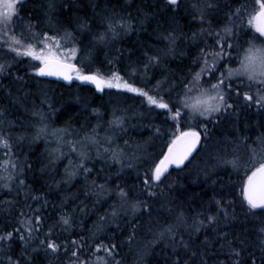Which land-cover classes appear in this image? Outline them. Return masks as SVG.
<instances>
[{"label": "snow or ice", "instance_id": "snow-or-ice-1", "mask_svg": "<svg viewBox=\"0 0 264 264\" xmlns=\"http://www.w3.org/2000/svg\"><path fill=\"white\" fill-rule=\"evenodd\" d=\"M158 3L170 15L141 8L134 15L119 0H38L40 15L25 21L20 15L25 0H0V77L12 79L8 69L18 58H28L34 62L29 65L33 78L78 80L99 92L116 89L145 98L150 108L164 110L162 124L145 127L153 137L164 138L167 149L158 162L150 160L151 139H131L130 128L136 127L131 120L143 113L116 108L106 114L92 108L86 97L63 101L80 107L84 124L51 128L57 101L41 86L39 104L26 110L36 117L30 125L31 142L55 138L56 146L48 150V171L67 159L63 175L59 180L53 176V184L59 189L82 183L79 191L85 200L94 197V206L107 203L108 209L90 212L84 200L76 203L78 195L51 204L44 194L32 195L20 178L23 169L31 167L26 160L23 165L6 161L13 171L0 177L3 187L11 193L14 181L17 196L23 188L25 200L35 204L21 207L11 230L0 229V264H60L62 259L63 264H121L123 247L133 244L138 245V264L161 245L170 252L167 264H264V0ZM85 4L91 14L79 15ZM41 15L46 28L37 30ZM181 15L197 24V30L185 32ZM150 27L155 44L143 45L139 54L115 47L123 37L147 33ZM125 51L129 62L121 69ZM100 54L104 61H99ZM185 58L190 66L181 70L183 75L169 67ZM94 59L109 66L107 73L88 67ZM3 79L0 90L21 104L22 98H16L13 86ZM15 80L16 92L27 96L24 77ZM249 110L261 119L242 122L241 115ZM8 114L9 109L0 106V147L8 150L6 156L25 139L13 137L16 125ZM19 127L26 130L22 122ZM214 129L218 137L212 135ZM170 169L210 185L213 196L206 207L185 208L179 202L174 193L184 185ZM221 172L241 177L239 203L229 197L233 185ZM133 174L139 183L128 184L124 178ZM5 204L15 207L14 201ZM50 206L54 216L45 215ZM154 213L169 219L160 224ZM90 215L96 217L91 226ZM145 226L151 239L141 244L138 236Z\"/></svg>", "mask_w": 264, "mask_h": 264}, {"label": "trees", "instance_id": "trees-1", "mask_svg": "<svg viewBox=\"0 0 264 264\" xmlns=\"http://www.w3.org/2000/svg\"><path fill=\"white\" fill-rule=\"evenodd\" d=\"M113 2L115 3L116 0H113ZM119 5H125L128 11L132 12L134 15L136 14V10L138 8L155 12L160 16L170 15L163 12V5L158 3V0H119ZM149 5H153L154 7L149 8ZM78 14L90 15L91 10L87 7V4H85L84 11ZM20 15L25 19V21H27L29 17L40 15L38 12V0H25V6L20 10ZM32 22L38 23L36 20H33ZM179 23L185 32L196 31L198 28L197 24L188 19H184L183 15L179 17ZM39 24L40 27L37 30H44L46 28V25L43 23L42 15ZM153 27H155V25H153ZM152 34V27L147 29V33L142 31L133 32L130 35L123 37V39L119 41L115 47L121 48L122 50L135 51L139 54V49L143 45L155 44V40L150 38ZM208 42L211 43L210 40ZM159 46L163 47V45ZM185 47V44L181 45V48ZM192 51H194V49ZM113 54L114 53L112 52L108 53L109 56H112ZM104 59V54H100L99 61H104ZM136 59L137 56L132 57V60ZM99 61H95L94 59L93 62L88 64V67L92 69L99 68L102 72L107 73L109 66ZM128 62L127 51H125V58L120 61L119 67L123 69ZM30 63L31 61L28 58H18L17 62L13 63V66L8 69L12 79H3V77H0V79H3V83L5 85L13 86L12 91L16 98H22V93L16 92V88L19 87L15 80L17 75L24 77V80L27 83V87L23 89V92L24 90L40 92L42 86L45 90L49 91V96L53 97L56 94L57 97L55 100L57 103L55 104V107L58 109V112L50 121L51 128H63L66 127L69 122H71V124L76 128H79L80 124H84L86 122L84 119H81L79 115L80 107L75 103H72L71 105H63V101L73 100L75 96L86 97L92 108H98L101 112L106 114L116 108L131 109L133 112L144 114L142 118L138 117L131 120V123L136 125L135 128H130V132L132 133L131 139L136 141L151 139L152 142L148 146V152H154V161H158L162 158V153L166 151V140L164 138L153 137L151 129L149 127H145V125H149L151 123H155L157 125L162 124V122L166 119L163 115L164 110L150 108L145 98L138 97L133 93L119 92L116 89H109L105 92L99 93L93 86L75 84L72 87H65L58 83L43 81L38 77L33 78V73L31 67L29 66ZM189 66V60L187 58L183 61L175 60L169 64V67L174 69L180 75H183L184 71H186ZM182 69L184 71H181ZM157 78H159V76H157ZM22 101V104H20L21 106L24 105L29 107V109L31 108L32 104H27L24 99H22ZM37 104H39V101ZM0 106L9 109L8 120L14 122L16 125L11 130L13 137L24 136L26 138V140L24 139V142L14 144L7 156L5 155V152L8 150L0 147V177H6L9 175V172H7L6 169H3V162L12 159L15 161L18 160L21 165H23V162L26 160L31 167H25L20 178L23 179L31 189L32 195L44 194L51 204H58L65 195H78L79 200H77L76 203H79L80 200H84L88 206V211H100L101 213L107 211V203H101L94 206V197H90L85 200L84 195H82L79 191L80 188L84 187L82 183H76L75 186L61 185L60 188L57 189L53 184V176H55L56 180L61 178L64 172V167L67 164V159L59 161L54 172L48 171V168L46 167L48 166V150L56 146L55 138L49 136L47 142L41 139L35 143L28 144L27 138L33 134L30 124H32L34 118L36 117H32L31 115L29 116V112L26 114H20L16 111V99L9 98L3 90H0ZM240 119L242 122L246 121L251 124L260 120L261 116L253 110H249L247 113L242 114ZM21 122L24 124L26 129L24 131H22L19 127ZM29 122L30 124H28ZM92 122L95 123V121ZM0 124H2V121H0ZM230 124L231 121L224 125V130H227ZM26 125L28 127H26ZM164 126L170 127V122ZM212 135L214 137H218L220 132L214 129ZM209 150H211V147ZM73 160H75V158ZM97 167H101V165L97 164ZM112 171L114 172L115 168H113ZM172 176L177 179L181 185H184V187H181L177 193H174V195L178 197L179 202L185 208H194L199 210L207 206L205 202L213 196V191L209 184L204 183L202 180H195V177L185 179V174L179 170L172 171ZM221 176L226 183L233 185V187L229 189V197L235 199L237 203H239L241 177L231 172H229L228 175L221 172ZM124 179L128 184L139 183V181L135 179L134 174L126 176ZM4 183L5 181L0 179V229L11 230V226L16 224L19 219L18 211L21 210V207L26 204H35V202L31 199H28L27 201L25 200L26 190L23 188L19 189V195L17 196V187L14 181L11 193L3 187ZM5 201H14L15 207L8 208ZM113 202L114 201L111 199L109 200V203ZM36 206L38 207L39 205ZM73 207H75V205H73ZM24 210L26 211L27 209L24 208ZM237 211H240V209L238 208ZM45 215H55L51 206L46 210ZM154 217L160 224H163L165 220L169 219L167 215H157L155 213ZM95 219L96 217L94 215H90L87 218L89 226H91L92 221ZM147 219V217L144 218L145 221H147ZM49 223H51V221H49ZM153 225H155V221L153 222ZM126 235L127 233H124L119 237L121 242L124 240ZM150 239L151 237L147 234V227H142L140 229L138 241L142 244L146 243ZM137 247V244H133L132 246L125 245L123 247L121 257H118V259H121V264H138V257L136 253ZM102 254L103 253H101V255ZM169 256L170 252L167 247L161 245L152 249L150 254L147 255L145 259L140 262V264H167ZM41 264H43L42 260ZM60 264H63V259Z\"/></svg>", "mask_w": 264, "mask_h": 264}, {"label": "rangeland", "instance_id": "rangeland-1", "mask_svg": "<svg viewBox=\"0 0 264 264\" xmlns=\"http://www.w3.org/2000/svg\"><path fill=\"white\" fill-rule=\"evenodd\" d=\"M31 63H34V62H32L31 61ZM30 63V64H31ZM236 65H233V67H235ZM95 90H96V88H95ZM107 90H109V89H105V91H107ZM97 91V90H96ZM104 91V92H105ZM99 92V91H98ZM23 93H27L28 95L27 96H22V99H24V101L27 103V104H33V103H36L37 104V102H38V100L36 99V97L40 94V92L38 91V92H35V91H32V90H28V91H25L24 90V92ZM99 93H102V92H99ZM57 97V95L55 94L54 96H53V98L55 99ZM22 104V103H21ZM24 104V103H23ZM16 107V111H18L20 114H23V113H27V112H29V116L31 115V113H30V111H27L26 109H29V107H27V106H24V105H20V104H17V106H15ZM36 118H34V121L32 122V123H35V120ZM28 124H30V122L28 123ZM31 125V124H30ZM26 127H28L27 125H26ZM31 137V136H30ZM30 137L29 138H27V140H28V144H31V143H33V142H31V139H30ZM25 140H26V138H25ZM25 140H23L22 142H24ZM65 151L67 152L68 151V149L67 148H65ZM150 153V152H149ZM153 153L154 152H151L150 154V160H153L154 161V159H153ZM75 158V156H72L71 157V159H74ZM10 160H12V159H10ZM12 161H14L15 162V160H12ZM6 162V161H5ZM5 162H3V166H4V168L3 169H7L6 171L7 172H11V171H13L11 168H10V166L7 164V163H5ZM158 162V161H157Z\"/></svg>", "mask_w": 264, "mask_h": 264}, {"label": "water", "instance_id": "water-1", "mask_svg": "<svg viewBox=\"0 0 264 264\" xmlns=\"http://www.w3.org/2000/svg\"><path fill=\"white\" fill-rule=\"evenodd\" d=\"M39 79L44 80V81H48V82L58 83V84H61L65 87H72L74 84H83V85H88V86H94L91 83H86V82H82V81H78V80H73L71 83H69L68 81L59 80V79H56L54 77H44V78H39ZM166 151H167V149H166ZM170 171H174V170L170 169Z\"/></svg>", "mask_w": 264, "mask_h": 264}]
</instances>
